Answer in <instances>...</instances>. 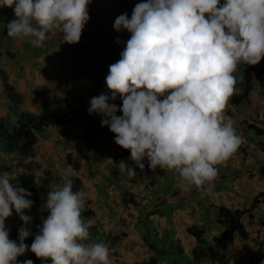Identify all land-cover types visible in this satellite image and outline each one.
Instances as JSON below:
<instances>
[{"label": "clouds", "instance_id": "clouds-1", "mask_svg": "<svg viewBox=\"0 0 264 264\" xmlns=\"http://www.w3.org/2000/svg\"><path fill=\"white\" fill-rule=\"evenodd\" d=\"M89 3L0 0V8L14 13L7 36L29 38L39 48L55 32L62 34L61 43H78L89 20ZM113 28L131 35L121 58L109 66L105 84L111 96L93 97L89 114L103 116L101 126H108L115 144L130 151L141 171L147 158L150 170L174 172L182 190L194 187L211 194L217 166L242 144L225 109L237 91L238 65L255 66L264 58V0H146L135 5L130 19L119 15ZM117 96L120 108L108 103ZM118 166L135 178V170L123 160ZM70 176L71 169L63 170L62 186L49 190L44 205L48 215L30 251L51 264H112L107 245L85 243L90 233L81 214L87 196L73 191ZM9 181L7 173L0 176V264H16L28 250L24 240L29 231L22 227L17 243L9 239L5 220L15 209L25 225L30 222L23 212L32 205L26 199L31 193Z\"/></svg>", "mask_w": 264, "mask_h": 264}, {"label": "crops", "instance_id": "crops-1", "mask_svg": "<svg viewBox=\"0 0 264 264\" xmlns=\"http://www.w3.org/2000/svg\"><path fill=\"white\" fill-rule=\"evenodd\" d=\"M141 2L146 0H90L87 6L89 20L78 43H61L62 34L55 32L50 36L47 34L39 48L33 47L29 38L23 42L7 36L4 28L15 17L12 8L6 14L0 8V109L8 107L4 99L9 93L6 85L20 95V107L24 112L27 111L23 103L33 114L39 113L43 102L54 107L68 104L76 109L81 103L87 105V115L69 116V123L47 128L38 134L30 156L20 157L22 162L16 163L32 177L37 196L33 209L23 213L31 217L27 225L14 212L5 220L9 239L17 243L19 230L24 227L29 231L24 240L28 250L17 257L16 264H23L25 260H31L33 264H51L50 259H38L30 246L46 219L42 215L47 210L44 205L49 190L63 184L62 173L58 171L60 166L71 169L70 178L81 183L87 196L82 213L91 212L87 217L94 221L91 226L95 225V236L85 243L107 245L112 264H148L151 258L171 257V254L192 264L197 240L189 232L191 227H203V241L212 246V254L200 264H264V203H259L256 197L258 192H264V171L261 170L264 150L260 143L246 135L248 125L264 131V77L252 79L251 90L241 104L235 106L233 96L228 101L225 115L234 122L243 147L240 146L225 164L217 166L218 176L211 194L194 187L191 191L182 190L174 172L159 167L150 170L147 158L142 161L145 167L141 171L130 159V151L115 144V136L108 126H101L103 116L88 112L93 97L111 96L105 84L109 66L121 58L131 35L123 29L114 30L115 19L121 14H127L130 19L133 8ZM223 2L221 0V4ZM261 62L264 63V58ZM234 75L241 86L244 78L241 64ZM240 86L236 87V93L241 91ZM115 102L116 99L108 101L109 104ZM92 130L97 132L98 139L89 149L85 137ZM250 146L256 150L253 155ZM121 160L135 170V178L130 179L121 172L118 166ZM65 161L68 164L64 165ZM54 169L58 171V177L53 175L57 172ZM5 173L14 188H23L27 192L20 183L21 173L12 178L11 169L0 170V176ZM252 198L256 203L253 207L250 204ZM219 207L245 212L242 223L248 233L246 241L237 235L233 243L223 239L224 228L215 224ZM158 208L170 212L155 213ZM214 226L221 229L216 230ZM148 234L153 238L149 239ZM158 261L170 264L169 260Z\"/></svg>", "mask_w": 264, "mask_h": 264}, {"label": "trees", "instance_id": "trees-1", "mask_svg": "<svg viewBox=\"0 0 264 264\" xmlns=\"http://www.w3.org/2000/svg\"><path fill=\"white\" fill-rule=\"evenodd\" d=\"M243 70V83H236L235 87H239L242 90L241 95L235 94L232 97V103L234 105L241 104L245 100L251 90V81L252 79H261L264 77V63L260 62L258 65L250 66L241 63ZM6 91L9 92L6 94V100L8 103L10 100L14 103L13 109L16 111L14 115L18 117L16 124H11L9 126L4 123L3 119L0 118V142L4 143V149L8 154H17L22 158H27L30 156L32 149L37 143V135L40 134L43 130L47 128L60 127L63 124L69 123L71 117L85 116L87 115V105L86 103H81L79 109H76L72 105L62 104L56 107L49 105L48 103H41L40 111L37 115H32L26 112H20L19 108L21 106V98L19 94L12 92L11 87L6 85ZM115 105L117 108L122 107V100L119 96L116 98ZM9 108V106H8ZM10 111V110H9ZM117 116L122 115L121 112L116 113ZM248 130H252L255 134L259 135L262 131L253 125H248ZM86 143L89 149L93 148L98 139L97 132L95 130L89 131L86 134ZM264 150V146L261 147ZM8 169L7 166L0 167V170ZM73 182V191L82 190V185L78 180ZM20 183L27 188V192L31 193L30 199H33V203L29 209H25L23 213L30 212L35 203L36 199V185L33 183L28 176L22 175L20 177ZM87 202V201H86ZM256 204V203H254ZM252 204V207L254 206ZM12 212H15V209H12ZM86 217L91 215L90 211H84L83 213ZM244 211L239 210H229L224 207H219L216 210V219L215 224L223 227V239L228 243H233L234 236L237 235L240 240L246 241L248 239V233L244 224L242 223V218L244 216ZM48 215L47 211L42 215L46 218ZM201 228V229H200ZM196 228L191 227L189 229L190 234L197 240L196 246L193 248V259L192 264H200V261L208 258L212 254V246L203 241L204 230L203 227ZM216 241V239H214ZM158 260H168L170 264L174 263L173 259H169L168 256L151 258L148 261V264H160ZM189 264V262H185ZM168 264V263H167Z\"/></svg>", "mask_w": 264, "mask_h": 264}, {"label": "rangeland", "instance_id": "rangeland-1", "mask_svg": "<svg viewBox=\"0 0 264 264\" xmlns=\"http://www.w3.org/2000/svg\"><path fill=\"white\" fill-rule=\"evenodd\" d=\"M4 9V11H6L4 14H6L7 12H10V10L11 9H9V8H3ZM9 17L10 18H13V15H9ZM7 20H9V18H7ZM5 29V30H4ZM3 30L7 33V27H5ZM0 33H2V30H0ZM50 34L51 33H48V35L50 36ZM58 39H60L59 37H58ZM1 40V39H0ZM23 42H25V40H23ZM25 50V49H24ZM37 54H40V57L41 56H43V54L42 53H40V52H37ZM17 57H18V55H17ZM39 57V58H40ZM18 62V61H17ZM5 99V101H7L6 100V98H4ZM5 104V103H4ZM7 104H8V106H9V108L8 107H5V108H1L0 109V118L1 119H3V121H4V123H6V125L7 126H9V125H11V124H16V122H17V120H18V117H17V115H16V117L14 116L15 114H16V111L13 109V107H14V103L10 100V102L8 103V101H7ZM25 103H23V108H25L26 109V113H29V114H32L33 115V113H30L31 112V110L30 109H28V108H26L25 106ZM19 108V111L21 112V111H23V109L21 108V107H18ZM10 110V111H9ZM39 111H40V109H39ZM24 112V111H23ZM34 115H37V114H34ZM249 121H250V119H249ZM253 121V120H252ZM54 132V131H53ZM246 135H248V138L249 139H253L256 143H260L262 146H264V135H257V134H255L252 130H248V129H246ZM53 136V135H52ZM244 138V137H243ZM4 143H2V142H0V154H1V164L2 165H5V166H7L9 169H11L12 171H13V173H11V176H12V178H15V177H17V174L18 173H21L22 175H25V176H28V178H30V180H32V177L26 172V171H22V170H20V168H18L17 166H16V163H18V162H20L21 161V159L19 158V156L17 155V154H13V155H11V154H8L5 150H3L4 149ZM241 147H243V145L241 144ZM258 148V147H257ZM251 149V154L253 155V153H255V149H253L252 150V147L250 146V148H249V150ZM260 149V148H259ZM240 150V149H239ZM22 162V161H21ZM24 162V161H23ZM65 164H68L66 161L64 162V165ZM51 166V165H50ZM54 167V166H53ZM66 168V167H65ZM61 169V166H60V169L58 170L60 173H62V171L63 170H67L68 168H66V169ZM55 170V169H54ZM261 170L262 171H264V165L262 166V168H261ZM55 171H57V170H55ZM58 171L57 172H53L54 174L53 175H55L56 177H58ZM52 173V172H51ZM15 174V175H14ZM54 176V177H55ZM55 181V180H54ZM40 187V186H39ZM25 189H27V188H25ZM256 197H258V202L259 203H264V192H262V191H260V192H258V195H256ZM26 199H29V200H31L32 201V203H33V199H30V197H27L26 196ZM250 201H251V203L250 204H254L255 203V200H253V198L252 199H250ZM47 211V210H46ZM154 212L155 213H163V214H166V213H168V212H170V210H168V209H162V208H158V209H156V210H154ZM45 213V212H44ZM83 214V213H82ZM247 216H249V215H247ZM81 218H82V220H83V222H84V224H85V226L88 228V227H91V228H89V233H90V239H93L94 238V233H93V227H95V225L94 226H91V224H94V221L92 220V218L91 217H85V215H81ZM215 228H216V230L217 229H221V228H219V227H217V226H214ZM112 229L116 232L117 231V229L116 228H114V227H112ZM117 237H119L118 235H116ZM148 237H149V239H152L153 238V235H150V234H148ZM89 239V240H90ZM154 244H157V242L156 241H154L153 242ZM172 251H176L175 249H172ZM169 258H171V259H173L174 260V263L173 264H175V261H176V264H186L185 263V261H186V259H183V262H182V259H181V257H179L178 258V256L177 255H175V256H173L172 254H171V257L170 256H168Z\"/></svg>", "mask_w": 264, "mask_h": 264}]
</instances>
